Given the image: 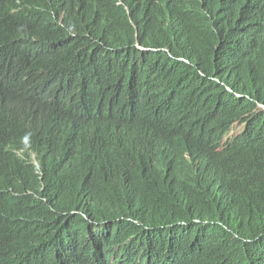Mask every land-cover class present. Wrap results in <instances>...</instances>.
Returning <instances> with one entry per match:
<instances>
[{"label":"trees","instance_id":"obj_1","mask_svg":"<svg viewBox=\"0 0 264 264\" xmlns=\"http://www.w3.org/2000/svg\"><path fill=\"white\" fill-rule=\"evenodd\" d=\"M0 140V264H264V0H0Z\"/></svg>","mask_w":264,"mask_h":264},{"label":"clouds","instance_id":"obj_2","mask_svg":"<svg viewBox=\"0 0 264 264\" xmlns=\"http://www.w3.org/2000/svg\"><path fill=\"white\" fill-rule=\"evenodd\" d=\"M28 115H29V117L31 118V120H33L34 122H36V123H38V124H40L41 122H42V117L44 116L43 114H39V115H37V116H35V115H31V114H29L28 113ZM59 120V119H58ZM59 124V123H58ZM75 124V120H74V118H71V119H66V120H64V121H62V123H60V125H61V129H62V132H63V130L67 127V126H71V125H74ZM111 124L113 125V127L115 128V130H118V131H121V126L118 124V123H116V122H114V121H111ZM237 126H239L240 128H244L243 127V125H241V124H236L235 126H234V128H233V130H232V132L230 133V135L226 138V140L224 141V143H223V146L225 147L227 144H229L230 142H232L235 138H237V137H239L243 132H240L238 135H236V136H233V132H234V129L237 127ZM61 132V133H62ZM60 133V134H61ZM54 135H56V134H54ZM22 148L21 149H19V150H17V151H13V153L19 158V159H21V160H24L25 159V152H27L29 149H30V144H29V139H28V137H25L24 139H23V142H22ZM29 162V164H33V160H30V161H28ZM34 167H35V165H34ZM36 168V167H35Z\"/></svg>","mask_w":264,"mask_h":264},{"label":"water","instance_id":"obj_3","mask_svg":"<svg viewBox=\"0 0 264 264\" xmlns=\"http://www.w3.org/2000/svg\"><path fill=\"white\" fill-rule=\"evenodd\" d=\"M50 117L53 120L55 119L54 115H51ZM53 120H47L45 122H41L40 125L46 126L48 129H50L51 132L52 131H55L56 132L57 131V123H56V121H53ZM74 120H75V122H77L78 124H81L83 126H85L88 123V122H85V121H82V120H80V122H78V120L75 119V118H74ZM25 129H27V127L25 126V124L22 123V121L20 119L14 118L12 124L8 128L5 129V130H9V131H8L7 134H4V138H8L10 133L22 131V130H25ZM20 133L21 132H19L17 134V137H16V140L17 141L20 140V137L21 138H24V137H27L28 136V132H26V131H23L21 133V136H20ZM0 150H1V148H0ZM15 151H17V150H15ZM38 156H39L38 153L33 150V159H34V161H33V164H31L32 166H34V164L35 165H38V163L36 161V158H38ZM25 174L26 173H24V172L22 174L24 180H26L25 179Z\"/></svg>","mask_w":264,"mask_h":264},{"label":"bare ground","instance_id":"obj_4","mask_svg":"<svg viewBox=\"0 0 264 264\" xmlns=\"http://www.w3.org/2000/svg\"><path fill=\"white\" fill-rule=\"evenodd\" d=\"M16 75V71L15 72H13V74H12V77H14ZM12 77L9 79V81H11V79H12ZM141 97H144V96H141ZM144 99V98H143ZM151 99V98H150ZM147 100V99H146ZM146 100H144V101H146ZM143 101V102H144ZM52 102V101H51ZM148 102V101H147ZM152 102V101H151ZM151 102H150V104H151ZM148 104V103H147ZM154 104H156V103H154ZM141 106V105H140ZM151 106H153V103H152V105ZM150 106H148L147 108H149ZM135 108H137V107H135ZM134 110V109H133ZM140 109H138V111H139ZM137 111V110H136ZM141 112V111H140ZM143 113V112H142ZM145 113V112H144ZM155 113V112H154ZM147 114V113H146ZM143 115V114H142ZM149 115H151V114H149ZM145 116V115H144ZM146 116H148V115H146ZM156 116V115H155ZM158 117V116H157ZM152 118H153V116H152ZM156 119H158V118H156ZM160 120H161V118H160ZM241 132H243V131H241ZM159 138V137H158ZM156 140V139H155ZM158 140H160V139H158ZM1 141V140H0ZM161 142H163V141H161ZM158 143V142H157ZM162 145V144H161ZM194 152V151H193ZM193 152H192V154H193ZM56 154H58V153H56ZM194 155V154H193ZM25 159H24V161L25 162H27V161H30V160H33L34 161V159H33V150L32 149H29L27 152H25ZM67 156H70V154L69 155H67ZM73 157V156H72ZM198 157V156H197ZM201 157V156H200ZM194 158V157H193ZM196 158V157H195ZM201 159V158H200ZM205 160V159H204ZM36 161H37V163H38V165H35V167L36 168H34V170H33V172H32V174L31 175H29V176H26L27 178H26V180L27 181H30V182H33L32 184L33 185H35V184H37V185H35V187L36 186H39V185H44V182H43V178H44V174H43V172H42V170H41V163H40V160L38 159V158H36ZM203 161V160H202ZM201 162V161H200ZM204 162V161H203ZM80 164V163H79ZM208 164V163H207ZM209 165V164H208ZM212 166V165H211ZM210 168H212V167H210ZM216 169V168H215ZM214 170V169H213ZM212 170V171H213ZM215 174V173H214ZM212 175V174H211ZM214 176V175H213ZM36 177H37V179H38V181H39V183L36 181ZM219 178H220V175H219ZM222 181V180H221ZM129 186V185H128ZM131 187V186H130ZM175 188H176V186H175ZM180 189V188H179ZM209 189V188H208ZM131 190V189H130ZM135 190V189H134ZM176 191V190H175ZM210 191H212V189L210 190ZM184 193V192H183ZM183 193H182V195H183ZM180 194V193H179ZM186 194V193H185ZM211 194H212V192H211ZM179 196V195H178ZM177 196V197H178ZM181 196V195H180ZM186 197V196H185ZM187 198V197H186ZM184 199V198H183ZM183 201V200H182ZM181 201V202H182ZM82 202V201H81ZM186 202V201H185ZM81 205V204H80ZM84 205V204H83Z\"/></svg>","mask_w":264,"mask_h":264},{"label":"rangeland","instance_id":"obj_5","mask_svg":"<svg viewBox=\"0 0 264 264\" xmlns=\"http://www.w3.org/2000/svg\"><path fill=\"white\" fill-rule=\"evenodd\" d=\"M242 130H243V128H240L239 126H237V127L234 129L233 136L238 135Z\"/></svg>","mask_w":264,"mask_h":264}]
</instances>
